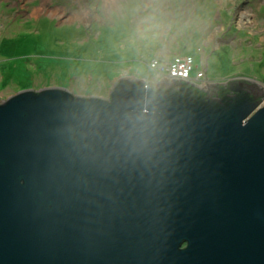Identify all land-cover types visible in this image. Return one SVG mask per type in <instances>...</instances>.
Masks as SVG:
<instances>
[{"label": "water", "instance_id": "water-1", "mask_svg": "<svg viewBox=\"0 0 264 264\" xmlns=\"http://www.w3.org/2000/svg\"><path fill=\"white\" fill-rule=\"evenodd\" d=\"M144 83L0 104V264H264V89Z\"/></svg>", "mask_w": 264, "mask_h": 264}, {"label": "rangeland", "instance_id": "rangeland-1", "mask_svg": "<svg viewBox=\"0 0 264 264\" xmlns=\"http://www.w3.org/2000/svg\"><path fill=\"white\" fill-rule=\"evenodd\" d=\"M181 55L192 76L206 69L198 86L264 89V0H0V104L53 87L109 100L122 77L168 78L158 69Z\"/></svg>", "mask_w": 264, "mask_h": 264}, {"label": "built area", "instance_id": "built-area-1", "mask_svg": "<svg viewBox=\"0 0 264 264\" xmlns=\"http://www.w3.org/2000/svg\"><path fill=\"white\" fill-rule=\"evenodd\" d=\"M194 61L195 60L193 57L191 59H188L185 58V56L181 55V56H177L174 59V61L168 66H167L168 63H166L160 66V69L155 68L156 65L154 68L156 70L157 69L160 70L161 74L168 75V78L171 80L174 78L183 79L189 81L190 83L196 84L199 81H201V79L205 75V71L200 70L195 76H192V73L195 70ZM154 63L157 65L161 64L157 60H155Z\"/></svg>", "mask_w": 264, "mask_h": 264}, {"label": "flooded vegetation", "instance_id": "flooded-vegetation-1", "mask_svg": "<svg viewBox=\"0 0 264 264\" xmlns=\"http://www.w3.org/2000/svg\"><path fill=\"white\" fill-rule=\"evenodd\" d=\"M252 87H255V85L253 84V85H250V83H248L247 81H245V82H242L241 81V83H238V81H235V82H233V81H231L227 86H226V89L224 88V93H226V92H228L229 91V89H231V90H238V89H243V90H250V91H254L253 89H252ZM223 92V91H222ZM223 94V93H222Z\"/></svg>", "mask_w": 264, "mask_h": 264}, {"label": "trees", "instance_id": "trees-1", "mask_svg": "<svg viewBox=\"0 0 264 264\" xmlns=\"http://www.w3.org/2000/svg\"><path fill=\"white\" fill-rule=\"evenodd\" d=\"M199 94H200V96H204L205 94L204 93H202V92H199Z\"/></svg>", "mask_w": 264, "mask_h": 264}, {"label": "clouds", "instance_id": "clouds-1", "mask_svg": "<svg viewBox=\"0 0 264 264\" xmlns=\"http://www.w3.org/2000/svg\"><path fill=\"white\" fill-rule=\"evenodd\" d=\"M203 71H205V74H206V69H203ZM212 84V83H211ZM262 103H264V100H263V102Z\"/></svg>", "mask_w": 264, "mask_h": 264}]
</instances>
